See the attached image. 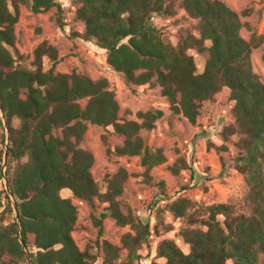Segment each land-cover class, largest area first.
<instances>
[{"label": "trees", "instance_id": "1", "mask_svg": "<svg viewBox=\"0 0 264 264\" xmlns=\"http://www.w3.org/2000/svg\"><path fill=\"white\" fill-rule=\"evenodd\" d=\"M78 1L75 18L83 23L84 30L70 36L105 50L106 63L127 84L156 82L169 109L192 125L197 124L203 102L213 101L217 92L228 88L233 102L232 122L217 134L223 142L238 134L233 142L238 152L232 165L248 186V211L239 212L232 202L202 204L180 194L170 196L163 191L164 182L160 180L159 191L168 201L155 209L151 227L121 199L130 175L124 167L105 174L102 191L91 173L94 155L80 146L87 124L111 127L121 144L107 147L106 154L137 157L142 168L139 175L145 183H151L152 169L164 163L166 157L161 147L147 144L142 131L155 127L162 110H137L136 119H122L107 78L92 79L74 70L56 71L61 57L47 39L36 45L32 60L27 62L15 47L19 6L23 4L33 13L55 7V22L61 30L65 26L63 7L57 0H0V177L4 161L20 236L32 264H96L99 256L102 264H142L140 250L150 251L152 236H159L160 229L164 233L173 230V225L162 217L166 211L179 221L177 237L187 251L174 238H161L155 246V257L163 261L150 264H262L264 82L253 69L250 54L263 38L252 32L246 39L240 33L247 26L240 18L249 15L252 8L237 12L222 0ZM177 8H183L194 23L179 27L172 43L152 19L173 17ZM190 50L203 59L201 71H197ZM80 100H84L83 105ZM124 113L131 112L125 109ZM14 118L18 119L17 125H13ZM224 148L223 144L217 147ZM183 167L184 161L179 158L168 169L177 175ZM63 189L93 209L91 220L97 238L83 249L72 236L77 208L71 197L61 195ZM93 198L104 204L98 214ZM6 215H11L9 220ZM105 217L119 227H129L119 245L102 238ZM122 250H126L124 259ZM0 264H27L5 191L0 193Z\"/></svg>", "mask_w": 264, "mask_h": 264}, {"label": "rangeland", "instance_id": "2", "mask_svg": "<svg viewBox=\"0 0 264 264\" xmlns=\"http://www.w3.org/2000/svg\"><path fill=\"white\" fill-rule=\"evenodd\" d=\"M63 7L64 29L61 30L56 22V8L51 7L44 13H33L25 5L19 6V18L15 24V47L25 55L27 62L32 60L33 50L42 40H49L58 50L61 61L55 70L70 72L72 70L84 73L92 79L99 77L107 78L110 88L115 92L122 119H136L137 110L156 108L162 110V116L155 122V127L149 131H142L147 144L163 149L166 161L152 169L151 183H145L139 175L141 166L137 157L108 156L106 148H114L121 144L111 127L100 128L90 123L80 146L90 150L95 158L91 173L103 191L104 176L106 173H114L118 167H124L130 174L124 183L123 199L132 209L135 216L143 222H149L151 227L155 223V209L162 207L168 200L159 191L157 182H164L163 191L170 196H186L191 200L202 204L218 202H232L239 212H247L248 186L243 176L233 168V158L238 148L233 144L238 139V134L230 137L229 141L223 142L218 130L232 122L230 109L233 102L229 99V90L223 87L214 95L213 101H204L197 119V124L192 125L181 114H175L169 109L167 99L160 95V87L152 81L144 85L127 84L122 76L115 72L106 63L105 50L91 42L74 39L72 32H83L84 25L75 18L76 8L80 5L78 0H57ZM233 10H241L251 7L252 12L240 18L243 26L241 35L248 39L254 32L262 35V43L254 48L250 54L253 69L261 75L264 82V1L262 0H222ZM153 22L161 27L169 40L175 43L174 34L179 27H188L194 23L187 17L183 8H177L175 16L170 18L154 17ZM39 29V30H38ZM194 57L197 71L203 68V59L194 51L190 50ZM44 67H48L47 59H43ZM83 105L84 100H80ZM130 110L125 114L124 110ZM18 124V119H13V125ZM4 133V131H3ZM224 145V149L217 147ZM4 147V144L2 148ZM179 158L184 161V167L177 175L168 169ZM26 157H22L24 161ZM5 171V168H4ZM187 186L186 189H181ZM5 191L3 178L0 177V193ZM61 195L71 197L67 189L61 190ZM77 208L78 217L76 228L72 236L80 249L92 244L97 238V228L92 224V207L85 200L71 197ZM95 213L103 211L104 204L97 198H93ZM14 214V213H13ZM11 215H6L9 220ZM164 222L173 225L169 232L159 231V236H152L151 249H141L142 264H150L151 261L162 262L163 259L155 257V246L159 239L164 237L174 238L184 251L187 246L183 245L177 237L179 221L168 213L162 214ZM102 238L119 245L121 235L129 230L128 226L119 227L110 217L102 219ZM100 240V239H99ZM126 250L121 251V259L125 258ZM101 255V253H100ZM27 263V262H26ZM102 264V256L96 261ZM264 264V260H262Z\"/></svg>", "mask_w": 264, "mask_h": 264}, {"label": "water", "instance_id": "3", "mask_svg": "<svg viewBox=\"0 0 264 264\" xmlns=\"http://www.w3.org/2000/svg\"><path fill=\"white\" fill-rule=\"evenodd\" d=\"M0 115H1V119H3L1 113H0ZM6 148H7V130H6L5 124H4V147H3V156H5ZM4 168H5V165H4V161H3L2 162V166H1V169H2L1 178H3V180H4L5 192L8 194V196L10 197V200H11V205H12V208H13L14 217H15L16 223H17V236H18L19 242L21 244L22 250L24 252V256H25V260H26L27 264H32L31 259H30L29 255H28V251H27L26 245L23 243V241L21 239V236H20V231H19V226H18V221H17V209H16V206H15L14 201L12 200L9 185H8L6 179H5Z\"/></svg>", "mask_w": 264, "mask_h": 264}]
</instances>
